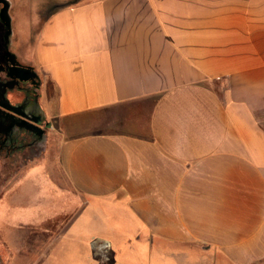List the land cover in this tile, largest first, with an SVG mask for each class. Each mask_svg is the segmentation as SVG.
Listing matches in <instances>:
<instances>
[{
    "label": "crops",
    "instance_id": "0c3cea01",
    "mask_svg": "<svg viewBox=\"0 0 264 264\" xmlns=\"http://www.w3.org/2000/svg\"><path fill=\"white\" fill-rule=\"evenodd\" d=\"M50 6L12 52L56 140L57 175L9 192L55 231L36 264L60 241L61 264L105 243L111 264H264V0Z\"/></svg>",
    "mask_w": 264,
    "mask_h": 264
},
{
    "label": "rangeland",
    "instance_id": "374dc122",
    "mask_svg": "<svg viewBox=\"0 0 264 264\" xmlns=\"http://www.w3.org/2000/svg\"><path fill=\"white\" fill-rule=\"evenodd\" d=\"M7 2L10 6L11 36L6 49V28L0 22V61L5 50L9 53L16 51L14 50L16 34L26 33L28 30L27 24L31 19L33 21L37 20L36 18L41 19L51 9L50 0H7ZM19 60L21 64H25L22 62V57L19 56ZM48 90V86L42 87L41 98H44ZM40 106L43 107L42 99ZM46 120L48 119L46 118ZM55 144L54 131L52 128L45 129L37 150L29 160H23L19 153L10 159H6L3 155L0 156V264H36L35 244L37 239L46 238L51 232H55L42 231L41 225L37 224L41 217L36 215L35 206L31 207L28 204L26 206L29 207L26 208L20 199L12 203L9 200V192L13 181L19 182L26 179L43 181L44 179H51L50 174L57 175ZM46 165L47 169H45ZM46 210L49 211L50 209L47 208ZM23 213L24 215H22ZM39 213L41 214V212ZM66 218L60 216L54 221H45L42 226L47 230H51L52 222L60 227L67 220ZM29 223L32 225H27ZM66 243V241L63 244L62 241L58 242L54 262L63 263L61 260L64 261L66 255L64 248ZM108 252V249L94 252L97 260L100 261L98 264H111Z\"/></svg>",
    "mask_w": 264,
    "mask_h": 264
},
{
    "label": "flooded vegetation",
    "instance_id": "af4514ba",
    "mask_svg": "<svg viewBox=\"0 0 264 264\" xmlns=\"http://www.w3.org/2000/svg\"><path fill=\"white\" fill-rule=\"evenodd\" d=\"M5 45L7 49L9 39ZM9 54L5 50L0 61V105L5 103V97L13 108L7 111L0 107V156L10 159L19 153L23 160H29L44 135L45 124L50 121L46 120L40 106L42 82L39 75ZM10 61L14 62V66ZM32 71L35 76L30 74ZM38 133L41 135L38 136Z\"/></svg>",
    "mask_w": 264,
    "mask_h": 264
},
{
    "label": "water",
    "instance_id": "95a60500",
    "mask_svg": "<svg viewBox=\"0 0 264 264\" xmlns=\"http://www.w3.org/2000/svg\"><path fill=\"white\" fill-rule=\"evenodd\" d=\"M3 3V7L0 11V22L4 25V27L6 28V34H5V40L6 42L8 41L9 37L11 36V19L9 17L8 14V9H9V4L6 0L2 1ZM11 56H13L11 53L9 54ZM12 66H14V62L10 61ZM26 72H29V70H25ZM30 74L35 76V73L32 71ZM4 97V96H3ZM5 99V103L1 104L0 107L3 108L4 110L10 111L12 110L13 106H11L8 102V100L4 97ZM37 125V124H36ZM30 127H34L35 125L29 124ZM36 128H38L39 130H41L39 127L35 126ZM45 128L46 129H50L51 128V124L50 123H46L45 124ZM41 134L38 133V136H40Z\"/></svg>",
    "mask_w": 264,
    "mask_h": 264
},
{
    "label": "bare ground",
    "instance_id": "6f19581e",
    "mask_svg": "<svg viewBox=\"0 0 264 264\" xmlns=\"http://www.w3.org/2000/svg\"><path fill=\"white\" fill-rule=\"evenodd\" d=\"M108 245L105 243L104 245H102L101 249H107Z\"/></svg>",
    "mask_w": 264,
    "mask_h": 264
},
{
    "label": "built area",
    "instance_id": "2783aa9c",
    "mask_svg": "<svg viewBox=\"0 0 264 264\" xmlns=\"http://www.w3.org/2000/svg\"><path fill=\"white\" fill-rule=\"evenodd\" d=\"M102 245H104V244H102ZM102 245L99 247V251L101 250V251H103V250H106V249H101L102 248ZM108 249V248H107Z\"/></svg>",
    "mask_w": 264,
    "mask_h": 264
}]
</instances>
